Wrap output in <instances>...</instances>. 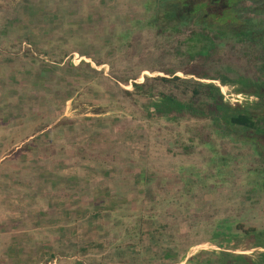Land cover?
<instances>
[{"label":"rangeland","instance_id":"rangeland-1","mask_svg":"<svg viewBox=\"0 0 264 264\" xmlns=\"http://www.w3.org/2000/svg\"><path fill=\"white\" fill-rule=\"evenodd\" d=\"M145 2L0 0V264H215L221 251L264 252L217 227L264 229L251 145L208 119L154 115L131 86L185 100V80H199L243 105L254 98L212 79L262 78L258 54L213 41L207 61L189 58L184 35L148 25Z\"/></svg>","mask_w":264,"mask_h":264},{"label":"trees","instance_id":"trees-1","mask_svg":"<svg viewBox=\"0 0 264 264\" xmlns=\"http://www.w3.org/2000/svg\"><path fill=\"white\" fill-rule=\"evenodd\" d=\"M145 3L147 9L152 10L148 25L155 28L157 35H184L181 42L185 46L183 55L189 58L194 56L193 53H202L206 56L199 57H206L204 60L207 61L211 46L215 45L213 41L230 46L246 45L257 52L262 78H248L239 74L235 79H219L216 76L212 79L221 86L236 87L238 94L254 98V101L243 105L229 104L219 86L199 80H185L191 83V95L185 100L170 93H153L145 82H133L131 86L136 93L149 97V107L154 115L171 119L185 116L208 119L218 126L223 137L250 144L260 161L256 170H249L256 175L252 184L264 195V0H146ZM145 79L148 80L147 77ZM152 79L163 82L180 80L177 76ZM217 227L223 230L226 242L240 235L252 240V248L264 249V229H243L238 226L235 234L230 224L220 221ZM218 256L215 264H264V252L258 253L257 260L224 251L219 252ZM164 257L169 259L171 256ZM189 262L192 264L191 260ZM208 262L196 261L195 264Z\"/></svg>","mask_w":264,"mask_h":264}]
</instances>
